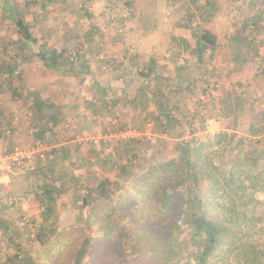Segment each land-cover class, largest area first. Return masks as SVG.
<instances>
[{
  "label": "rangeland",
  "instance_id": "1",
  "mask_svg": "<svg viewBox=\"0 0 264 264\" xmlns=\"http://www.w3.org/2000/svg\"><path fill=\"white\" fill-rule=\"evenodd\" d=\"M5 3L29 24L37 39L35 43L21 47L22 42L11 22L12 13L4 7ZM201 29L212 32L216 41L198 61L193 48ZM79 45L83 52L91 48L95 53L92 56L87 54L89 58L84 59L86 64L81 66L82 72L81 61L71 65L74 74L61 69L69 64L59 69L46 68L36 55L42 48L64 52L65 56L67 51ZM13 60L19 63L12 81H3L5 91H0V107L14 130L0 142V153L9 151L14 145L26 147L34 144L28 128L29 117L25 115L28 112L25 97L35 91L37 97L51 106L42 110L37 122L47 119L57 105L61 106L65 117L55 126L58 133H51L53 136L49 142L58 145L77 143L76 135L83 141L77 149L72 147L68 154L70 159L67 156L62 161H53L54 156L47 151L42 165L47 172H2L0 217L8 218V226L16 228L14 239L19 244L34 240L41 225L44 228L42 238L48 242L45 246L34 242L33 245L38 246L31 254L39 252L45 256L51 251L50 261L54 258L56 264H75L79 247L84 246L88 252L95 249L94 242L104 235L101 227L104 223L111 228L119 223L125 235L110 234V250L121 249L128 260H133L146 251V247L130 236L135 222L127 215V206L135 205L140 195L127 182V175L124 178L116 176L112 160L104 157V152L110 155L111 151L106 149L111 145H102V152L98 154L90 138H102L111 132L112 119L109 116L132 126L135 120L142 122L144 114H155L153 100H149L144 114L133 104L124 102V98L135 94L139 85L146 81L142 72L152 63L157 64L155 72L163 81H156L152 76L147 78L149 96L154 92L152 86L159 84L167 102L178 105L181 114L178 118L183 124L173 121L168 132L153 135L151 125L146 123L141 132H149L151 137L144 134L146 142L142 147H134L142 148L140 150L144 152V156L137 159L134 170L143 171L147 163L173 158L176 155L174 134L185 127L183 136L188 138V124L199 127V115L202 114H211L212 117L194 137L204 139L220 130L230 132L232 128L248 137L247 129L254 114L264 106V0H0V66L5 68L8 61ZM183 74L192 82L187 88L186 81L179 77ZM95 82L99 83V88L91 85ZM104 85L112 89V93L103 95L106 99L115 95L119 99L100 115L97 112L98 98ZM16 86H24L21 97L11 96L12 87ZM208 86L211 96L204 91ZM237 92L248 101L243 105L245 110L237 115L236 120L231 116L223 117L220 114L222 100L228 95L233 99ZM89 103H94V107ZM63 104H68L69 108H64ZM9 109L13 110L12 116H9ZM155 126L154 122L153 128ZM118 142L113 143L114 147L120 146ZM120 148L129 153L133 147ZM229 154V150L227 154L219 151L215 160L222 159L227 168ZM101 161L105 164H100ZM119 162L122 163L123 159L120 158ZM105 180L117 183L110 198L100 197L96 205L95 200L83 207L79 201L86 189L100 186ZM42 181L50 183L56 190L48 201L54 212L46 222L42 221L45 204L43 209L36 196ZM209 186V182L201 184L202 195L208 193ZM131 198H134L132 203H128L126 200ZM255 198L261 202L256 213L261 218L259 227L263 228L264 236V192L256 190ZM118 200H124V206H117ZM175 236L186 242V235L175 232ZM0 239L7 250V239L5 236ZM102 240L105 244L106 239ZM37 261L33 264H42ZM95 263L100 264V258Z\"/></svg>",
  "mask_w": 264,
  "mask_h": 264
},
{
  "label": "trees",
  "instance_id": "2",
  "mask_svg": "<svg viewBox=\"0 0 264 264\" xmlns=\"http://www.w3.org/2000/svg\"><path fill=\"white\" fill-rule=\"evenodd\" d=\"M4 7L12 13L10 15L11 22L16 36L22 42L21 47L35 43L37 39L34 37L29 24L18 15L10 4L5 3ZM215 41L216 36L212 32L207 29L200 30L193 48V51L197 52L198 61H201L205 50L214 47ZM81 47L70 49L65 56L64 52L42 48L37 50L36 55L46 68L59 69L64 64H69L61 69L74 74V66L71 65L81 61L79 64L81 68L82 65L86 64L84 59L89 54L92 56L95 53L91 48L83 52ZM18 63L19 61L13 60L8 61L5 68L0 66V77L2 76L0 91L2 89L3 92L5 91L2 86L5 79L12 81ZM156 65L152 63L145 67L146 70L142 72V75L146 81L139 85L135 94H132L131 97L127 96V99L124 98V102L133 104L141 113L144 112L149 100H153L155 114L146 116L143 113L142 122L135 120L132 126L120 121L119 118L109 116L112 119L111 132L127 128H135L141 132L145 124L148 123L151 125V134L155 135L156 133L168 132L173 121L183 124L178 118L181 115L178 105L167 102L166 95L158 87L159 84L152 86V91H154L152 96H149V91L146 90L150 87L147 78L152 76L155 77L156 81H163L160 74L155 72ZM80 70L82 72L83 68ZM20 76L18 74L19 78ZM179 77H182V81H186V88L192 83L187 79L188 75L183 74ZM91 85L94 88L100 86L97 82ZM163 85L165 86V84ZM23 87H12L11 96L21 97V92H24ZM111 91L109 85H104V89L98 98L100 106H98L97 112L100 115L119 99L118 95L110 96L109 99L103 96L109 92L112 93ZM204 91L209 96L212 95L209 86ZM37 93V91L30 92L25 97L28 101V112L25 115L29 117L28 128L31 137L34 138V144L40 143L46 148L44 154L50 151L49 154L54 156L53 161L64 160L73 148L79 147L81 141L72 144L65 142L60 143V145L49 142L53 136L50 134L58 133V128L55 126L63 122L65 117L61 106L57 105L47 119L37 122V118H41L40 115L43 114L42 110L51 107L45 100L37 97ZM212 98H210L211 103L214 102ZM222 101L223 108L220 114L223 117L231 116L234 120L238 114L245 110L243 105L248 103L246 98L239 95V92L233 99H230L228 95ZM63 105L64 108H69L68 104ZM89 105L94 107V103H89ZM12 111L9 109V116L13 115ZM211 117V114L199 115L200 126L197 128L192 127V124L189 123L188 138L183 136L185 127L179 128V131L173 136L176 155L171 159H158L155 162L147 163L143 171L133 169L137 159L139 160L140 157L144 156V152L140 150L142 148L136 149L137 147H134L136 145L142 147V143L146 142L145 136L140 135L112 142L100 141L98 150L95 149V144L90 141L94 151L98 154L102 152V145H111L106 149L111 151L110 155L109 153L106 155L104 152V157L112 160L111 165L112 169L115 168L116 176L124 178V175H127V182L140 195L135 205L130 206L131 204H129L127 206V215L135 222L130 236L146 247V251L142 256L128 260L121 249L116 252L110 250V234L118 235L121 233L122 235L125 230L119 223L114 228L106 227V223H104L101 226L104 235L98 237L94 242L95 249L88 252L84 246L79 247L74 260L75 264H97L95 262L98 261V258H100V264H264L263 228L259 227L261 218L256 213V207L261 202L255 198L256 190L264 192V106L257 114H254L247 129L248 137L237 133L234 128L230 132L220 130L211 137L208 136L204 139L194 137L196 132L204 129V123ZM154 122L156 123L155 128H153ZM13 130L14 128L11 127L8 118L5 117V113L0 107V142L9 137ZM76 138H78L77 135ZM115 142H118L120 146L114 147L115 144L113 143ZM122 146L128 148L132 146L133 148L130 149L129 153H124V149L121 150L120 148ZM227 150L231 151V154L227 156L228 167L225 168L223 166L224 161L219 158L216 161L215 156L219 151L227 154ZM68 158L70 159V156ZM120 158L123 159L122 163L119 162ZM101 162L100 164H105L103 161ZM203 182L210 183L209 191L205 195L200 192ZM116 184V182L105 180L100 186L88 187V190L86 189L80 198V204L87 207L90 201L96 200V205L100 197L110 198L111 192L114 190L113 186ZM38 189L36 191L37 200L41 206L45 204L46 208L42 206L45 209L42 221L46 222L50 218L48 216L54 212V207L48 201L53 198L56 190L52 188L50 183L47 184L44 181L38 185ZM133 199L126 201L132 203ZM123 204L124 200H118L116 205L122 207ZM95 205L93 208L96 207ZM8 222V218L0 217V236H5L7 239L5 241V243L7 242L6 248L14 251L5 250L2 246L3 239H0V264H33L37 260L42 264H56L54 258L50 261L51 251L45 256L39 252L31 254L35 247L38 245L45 246L48 242L42 238L43 234L41 233L44 232V228L41 225L38 227V234L33 238L35 241L30 239L27 243L20 242L19 244L15 240L16 238L14 239L17 230L9 227ZM8 228L11 230L9 231ZM175 232L186 235V242L178 239ZM102 239H106L105 244H103ZM30 242H32L31 250ZM34 242H38V245H33Z\"/></svg>",
  "mask_w": 264,
  "mask_h": 264
},
{
  "label": "built area",
  "instance_id": "3",
  "mask_svg": "<svg viewBox=\"0 0 264 264\" xmlns=\"http://www.w3.org/2000/svg\"><path fill=\"white\" fill-rule=\"evenodd\" d=\"M146 135L147 138L151 137L149 132H140L135 128H127L125 130H119L114 132H109L101 137H93L90 138L92 144L94 143L96 146V150L99 149V142H112L119 139H129L133 137H138L140 135ZM76 141H83L81 138H76ZM45 147H43L40 143H35L33 145H29L23 147L21 145L13 146L9 151L0 153V174L2 172L5 173H13L15 170L22 171H34L38 167L39 161L44 160ZM81 201H79L80 203Z\"/></svg>",
  "mask_w": 264,
  "mask_h": 264
},
{
  "label": "crops",
  "instance_id": "4",
  "mask_svg": "<svg viewBox=\"0 0 264 264\" xmlns=\"http://www.w3.org/2000/svg\"><path fill=\"white\" fill-rule=\"evenodd\" d=\"M21 130H23V129H21ZM25 130V129H24ZM28 130V129H27ZM29 131V130H28ZM30 133V132H29ZM30 137H29V135H28V139H29ZM71 152V151H70ZM45 160V159H44ZM44 160H42V163L41 162H39L40 164H38V168L36 169L37 171H38V173L40 172L41 173V171L44 173L46 170V167H42V165H43V163H44ZM60 161H62V159H60ZM47 172V171H46ZM15 205V204H14ZM13 205V206H14Z\"/></svg>",
  "mask_w": 264,
  "mask_h": 264
}]
</instances>
